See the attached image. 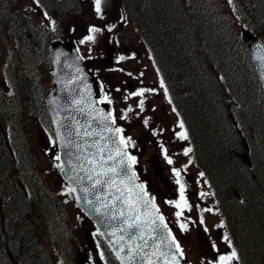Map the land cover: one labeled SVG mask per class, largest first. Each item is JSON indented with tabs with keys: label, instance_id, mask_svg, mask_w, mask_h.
Returning <instances> with one entry per match:
<instances>
[{
	"label": "rangeland",
	"instance_id": "obj_1",
	"mask_svg": "<svg viewBox=\"0 0 264 264\" xmlns=\"http://www.w3.org/2000/svg\"><path fill=\"white\" fill-rule=\"evenodd\" d=\"M81 1L82 14L69 18L52 17L56 33H62L64 40L74 39L79 51L85 58L98 60H103L107 52L103 36L109 32V27L114 25V27H111V31H113L119 29L121 27L120 23L124 22L126 32L122 33L127 36L125 40H128L130 34L135 36V39H131L129 43L124 40V45L137 57H144L146 61L143 63L147 64V67L142 62L139 64L137 61L133 70L135 71L136 69L143 72V78L147 76L149 89L155 87V92H146L144 94V96H148L144 103H146L148 98L151 99L152 96L159 94L166 105L165 110L168 111L169 115L164 114L163 110H161V116L157 112L154 119L160 118V126H166L165 129L156 127L157 135L163 137L166 141L163 143H161V140L157 141L159 146L156 153L153 151L148 159L144 158L138 164L137 157L138 152L140 153V147L135 138L133 140L130 139L126 143L127 152L129 156L136 157V162L133 165L136 172L145 181L149 191L152 190L154 184L159 183L158 179L161 178V185L164 182L176 194L172 198L167 194L162 200H158L157 197L156 199L169 230L175 239L182 244L183 252L188 256L190 264H218L221 255L228 256L233 250L232 241L226 226V223L230 224L228 221L230 215L227 214L225 209L226 202L231 205L230 200L232 197L222 201L223 204L218 208L206 179L200 175L202 172L196 165L192 152L184 155L185 149L190 148V143L188 139H180L177 133L185 130L179 127V120L174 116L172 109L168 108L169 97L165 96L163 88L160 87V79L153 63H151L150 57L149 59L147 58L149 52L142 39L138 36L137 28L133 26L134 22L132 25L128 18H125L124 13L127 5L134 7L139 13L141 1L103 0L100 14L95 11V0ZM173 1L175 2L176 0ZM22 2L21 7L30 4L28 0H22ZM217 4H223L227 11L231 10L229 0H217ZM201 5H203L202 14L208 11L207 13L215 19L218 17V12L214 10V5L211 2L207 4L201 3ZM218 5H216V9ZM178 9L186 10L184 0H179ZM33 10L36 13L37 10ZM17 11L14 0H0V126L2 131L9 137L12 145L14 143L8 155L9 160L5 159L3 161V167L0 165V222L3 223L4 221V227L11 229V227L14 228L17 225V222L14 221L16 219L15 209L16 211L21 210V212L41 209L45 213L43 215L45 217L40 215V219L39 217L37 219L42 223V232L39 238L40 244L41 239L43 242L40 250L45 264H96V258L100 260L99 264H104L105 257L101 255L96 244L91 224L82 216L72 200L68 187L58 177L59 164L55 159V155H50L40 146V137L49 133L48 128L43 126L47 124L46 121L41 123L40 117L43 114L42 110H44L42 105L44 106L45 99L52 91L48 78L51 70L44 63L45 58L42 51L38 55L29 54L33 46L27 40V35L25 37H23V34H21V37L19 36L18 25L20 26L22 20L17 18ZM183 19L184 22L179 23V26L185 24L182 27V32L185 33L188 29L190 17L189 15H184ZM9 27L11 29H8ZM235 27L237 31L241 28H246L244 24H240L237 21H235ZM28 28L29 26H26L21 30L28 31ZM32 28L39 30V27L34 25H32ZM42 28L45 35H48L51 31L47 27ZM90 28H97L100 31L91 32L89 31ZM100 32H102V38L99 37ZM136 33L139 39L136 37ZM34 35L36 33L32 34V36ZM187 35L189 36V34ZM88 36H93L94 39L88 40ZM13 37L16 38L18 48L24 55L17 54L14 48L16 42H14ZM39 37L42 43L47 36L44 37L39 34ZM132 48H135L136 51ZM186 48L187 45H185L184 49L186 50ZM193 63V74L199 83L195 85L198 87H195L194 94L197 95L199 93V96L204 97L202 105L210 103L212 107L217 109L220 95L218 94V89L215 90L214 86L219 87L222 91V83L218 78L214 79L215 83L211 81L214 74L208 75L205 69L206 66L203 63H197L195 60ZM199 66H203V69L199 70ZM18 75L21 76V79H19ZM154 75L157 79L156 86H154ZM190 75L192 74L190 73ZM107 76L105 75L102 78V75L97 73V77L107 81L108 85H113L118 80L117 75H109L108 78ZM23 77H26L28 81L23 82ZM182 77L181 75L178 78L184 82ZM192 77L188 76L185 79L191 82ZM181 81L179 82L182 83ZM238 83L237 80L235 85L240 87ZM141 88V86L137 85L136 87H129L124 84L122 93H126V96L112 91L116 106L113 114L116 116L120 129L123 130L121 131V136L124 139L129 138V133H133L135 136L138 131L131 124L137 126L134 121L142 118L144 110H141L138 105L144 96H132L131 93ZM212 88L218 96L215 95ZM29 95L33 99V105L30 110L25 108V104L20 103V96ZM175 95H177V92H175ZM229 96L225 93L221 97L227 102L230 99ZM192 100L189 103L195 113H197L198 106L197 109H195V106L198 105V100ZM195 102L197 103L196 105ZM129 108L132 111H128ZM122 116L126 118L122 119ZM198 116L204 117L200 112ZM150 124V122H147L145 126L149 128V133L153 135ZM49 145H52V142L50 143L49 141ZM169 159L172 160L171 164L168 163ZM174 170H179V179L184 185V197L188 205H190V209L185 208L179 218L175 215L179 209L168 203L169 201L180 200V185L176 183L177 177ZM201 193L205 195L202 196ZM233 199L235 200V196H233ZM16 204L17 208L15 207ZM222 206L224 213L221 210ZM206 209H211V211H206ZM242 210L244 211V209ZM201 220L203 221L202 223ZM225 220H227L226 223ZM180 224H185L187 231L181 230ZM225 236H227V240H225ZM213 244H215V248H213ZM231 264H238L237 260H232Z\"/></svg>",
	"mask_w": 264,
	"mask_h": 264
},
{
	"label": "trees",
	"instance_id": "obj_2",
	"mask_svg": "<svg viewBox=\"0 0 264 264\" xmlns=\"http://www.w3.org/2000/svg\"><path fill=\"white\" fill-rule=\"evenodd\" d=\"M39 1L50 14L77 11L76 6L69 9L74 0ZM140 1L139 13L131 7V18L163 72V78L173 86L179 85L173 88V92L183 91L178 106L189 131L195 157L220 199L226 201L232 197L231 205L226 202L225 209L230 215L228 219L237 244L239 263L264 264V99L235 27V21L244 24L264 45V0H231L229 11L223 4L218 5L217 0H184L186 10L178 9L179 0ZM210 2L218 12L216 19L208 11L202 14L201 3ZM184 15L190 17L185 33L182 32L185 24L179 26L184 22ZM18 18L22 20L18 25L19 36L27 35V40L33 46L29 54H38V51L45 54L48 40L41 43L39 37V34L47 36L44 30L32 28L34 22H31L30 15L27 16L28 20L21 16ZM26 26H29L28 31L21 30ZM33 33L36 35L32 36ZM194 60L206 66L208 75L214 74L212 82L215 83L214 79L218 78L222 83V91L214 86L220 95L217 109L210 103L202 105L204 97L199 93L194 94L195 87H198L195 85L199 84L193 74ZM198 69L202 70L203 66ZM181 75L184 82L178 78ZM188 76H193L191 82L185 79ZM18 77L21 79L20 75ZM237 80L240 87L235 85ZM225 93L233 100L231 104L225 105L221 97ZM192 99L198 100V105L195 102L197 113L189 103ZM20 103L30 109L32 96H21ZM229 105L234 109V128L225 116ZM199 112L204 117L198 116ZM5 159L0 134L1 167ZM233 191L238 193L239 200L233 199ZM15 207H18L17 204ZM14 211V221L17 222H14L17 224L14 228H5L4 221L0 222V264H45L39 238L42 223L37 219L45 213L41 209ZM97 241L106 264H117L102 242Z\"/></svg>",
	"mask_w": 264,
	"mask_h": 264
},
{
	"label": "water",
	"instance_id": "obj_3",
	"mask_svg": "<svg viewBox=\"0 0 264 264\" xmlns=\"http://www.w3.org/2000/svg\"><path fill=\"white\" fill-rule=\"evenodd\" d=\"M239 36L264 96V46L249 30L242 29ZM49 56L53 92L45 106L58 146L59 173L69 184L75 203L89 218L118 264H187L186 258L175 249L163 222L157 219L151 231L142 223L159 213L150 196L137 187L141 184L117 138L108 107L97 103L100 91L86 73L87 63L81 61L70 41L53 43ZM102 164L103 169L115 167L117 172L100 177L102 182L96 184ZM129 190L139 213H130L125 203ZM137 214L141 221L133 219ZM128 223H139L140 227L128 228Z\"/></svg>",
	"mask_w": 264,
	"mask_h": 264
},
{
	"label": "flooded vegetation",
	"instance_id": "obj_4",
	"mask_svg": "<svg viewBox=\"0 0 264 264\" xmlns=\"http://www.w3.org/2000/svg\"><path fill=\"white\" fill-rule=\"evenodd\" d=\"M80 2L82 3V1H80ZM71 4H72V6L69 7V9H73V8H75V6L77 8V3L72 1ZM26 10H28V8ZM76 15H77V13H75V14L70 13L67 16L71 17V16H76ZM121 24H122V27H120L119 29H115L112 32L109 31V32L105 33L103 36L104 37L103 42H104L105 47L108 48V46H111L112 53L108 57H107V55H105L104 59L102 61L93 60L92 62H90V67H89V73L91 76H93L98 81V83L102 89V92H103V99L110 105L111 116L115 120L116 127L119 129H120V127L117 123L116 116H115V114H113L116 106H115V101H114V96H113L112 91L114 93H118V94H122L123 96H126V93H122V87L124 84H127L129 87H131V86L136 87V85H137V86H141L142 88H148V85H149V80H148L147 76L145 78H143V76H142L143 72L138 71L136 69H135V71L133 70L134 66L137 64V61L139 62V64H141V62H142V64L147 67V64L143 63L146 60L144 57L139 58L136 55H134L131 52V50L127 46L124 45V40H125V38L127 39V36H126V34H124L126 32L125 29H123L124 28V22H121ZM122 32H124V33H122ZM99 35L102 38V32H100ZM125 41L129 43L130 40L128 38V40H125ZM132 49L136 51L135 48H132ZM121 57H124V59H120ZM147 58L149 59V55H147ZM150 60H151V63H153L151 57H150ZM153 65H154V63H153ZM154 67H155V65H154ZM97 73L101 74L102 78L105 75H108L107 78L109 77V75H117L118 80L115 82V84L111 85L109 83L110 85H108L107 81H104L103 79L97 77ZM160 76H158V77L160 78ZM154 81H155L154 86H156V83H157L156 76L154 77ZM142 83H144V84L142 85ZM154 88L152 87V89H154ZM148 95H151V94H148ZM147 97L148 96H144L141 99L145 100V99H147ZM182 97H180V99ZM159 98H160L159 94L152 96L151 99L148 98L146 103H144V107H143L144 112L142 113V118L141 119L138 118L137 121H134L135 123H137V126L131 124V126H133L134 128H136L138 130L137 133L135 134V136L133 135V133L128 134V137H130L132 140L134 138L136 139L137 144L140 147V153L138 152V157H137V163L138 164L141 163V161L144 158L148 159L152 155L153 151H155V153L157 152V149L159 146V144H157L158 140H161V143L166 142L163 139V137L158 136L156 133V131H157L156 127H158L159 129H165L166 128V126H163V127L160 126V118L157 120H154L156 118L157 112H159V114L161 116V110H163L164 114L169 115L168 111L165 110L166 105L163 103L161 98H160V100H158ZM170 100H171V103H169V101H168V103H169L168 108L172 109L174 116L177 117L179 122H181V121L183 122L182 115L179 111V106H178L179 99L177 98L176 100H174V99H170ZM159 108H160V110H159ZM173 109H175V111ZM145 120H147L148 123L149 122L151 123L150 124L151 125V131H153V133H154L153 135H151L149 133V128H147L145 126ZM183 124L185 127V129H183V130H186L187 135H188V142L191 143L189 131L187 130L184 122H183ZM119 134H120L119 136L122 138L121 132H119ZM41 143H42V148L44 151L47 149L48 153L54 154L52 147L48 146V140L42 139ZM124 145L127 149V146L125 143H124ZM161 148H162V146H161ZM190 148H192L191 144H190ZM198 165H199V161H198ZM137 176L140 179V181L142 182V184L145 188V191L150 194V196H151L153 202L155 203L156 207L158 208L159 212H161V211H160V207L157 204L156 197L158 198V200H162L163 198L166 197L167 194H169V196L171 198L176 196L173 189L168 188L164 182L161 185V181H162L161 178L158 179L159 183L154 184L152 190L149 191L148 186L146 185L145 181L141 178V175L139 173H137ZM204 176H205V173H204ZM177 243L180 245V248L183 249L182 244L178 241H177ZM183 254H185V253L183 252ZM189 264H190V260H189Z\"/></svg>",
	"mask_w": 264,
	"mask_h": 264
},
{
	"label": "snow or ice",
	"instance_id": "obj_5",
	"mask_svg": "<svg viewBox=\"0 0 264 264\" xmlns=\"http://www.w3.org/2000/svg\"><path fill=\"white\" fill-rule=\"evenodd\" d=\"M102 2H103V0H95V11H96L97 14H100L102 12V7H101ZM229 3H231V0H229ZM111 27H114V25L111 26ZM111 27H109V31H111ZM89 31H91V32H98V31H100V29L90 28ZM87 39L88 40H93L94 37L93 36H88ZM120 59H124V57H121ZM160 87L164 89L165 96L167 97V88L165 87V84H164L163 79L160 80ZM146 92H155V89L141 88V89L137 90L136 92L131 93V95L132 96H140V97H143ZM169 103H171V100L170 99H169ZM138 107L141 110H143V107H144V100L143 99L140 100ZM173 110L175 111V109H173ZM128 111H132V109L129 108ZM121 118L123 119V118H126V117H123L122 116ZM112 122L115 123V120L113 119ZM145 124H147V120H145ZM179 127L181 129L184 128V124H183L182 121L180 122ZM109 130H111V129H109ZM115 131L121 132L123 130L117 128ZM177 136L180 139H182V140H187L188 139V135H187V132L186 131L177 133ZM130 139H131L130 137L127 138V139L121 138V142L126 144ZM191 151H192L191 148L185 149L184 155H188V153L191 152ZM117 155H120L119 151L117 152ZM111 158H112L111 155H109V159H111ZM57 159H59V157H57ZM128 159H130L133 163L136 162V157H134V156H130V157H128ZM101 160L103 161V157H101ZM120 163L121 164H124V161L121 160ZM168 163L171 164L172 163V160L169 159L168 160ZM101 168H102V171H100L97 174L98 178L95 181L96 184H100L102 182L101 179H100V177L107 176L109 173L116 174V172H117V170H116L115 167L103 169V164H102L101 165ZM124 171H125V174H126L127 168H125ZM174 173H175V175L177 177L176 183L180 185V200L179 201H169L168 203L173 204L174 207H176L177 209H179L175 213V215L179 218L183 214V211H184L185 208H189L190 209V205H188V202H187V200L184 197V185L181 183V181L179 179V176H180L179 170H174ZM200 175L203 176V173H201ZM90 178L91 177H89V179ZM104 182H108V181H104ZM137 187L142 188L143 186L142 185H139ZM70 191H71V189H70ZM132 195H133V193L131 192V190H129V195L126 198L125 203L127 204L130 213H132V212L139 213V209L137 208V202L133 201ZM145 195H146V193H145ZM201 195L203 196L205 194L204 193H201ZM96 210L99 211V209H96ZM158 211L159 210L156 209V212H158ZM206 211H211V209H206ZM145 215H149V214L148 213H145ZM133 219L135 221H141V217H140L139 214H137ZM157 219H159L161 222H163V219L164 218H163V216H157V217H155V218H153L151 220L143 221L142 223L148 225L149 226V230L151 231V230H154L152 228V226L156 224V220ZM202 222L203 221L201 220V223ZM138 227H140V224L139 223H128V228H138ZM165 227H166V225H165ZM180 228L183 231H187V226L185 224H180ZM170 235H171V233H169V236ZM227 239H228L227 236H225V240H227ZM172 243L175 245V248L179 252L180 256H183V249H181L180 248V245L175 242V238L174 237H172ZM137 247H139V246H137ZM213 248H215V244H213ZM236 258H237V253H236L235 249H233L230 255H228V256L221 255L219 257L218 264H231V261L234 260V259H236ZM173 260L175 261V256H173Z\"/></svg>",
	"mask_w": 264,
	"mask_h": 264
}]
</instances>
